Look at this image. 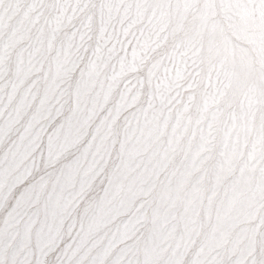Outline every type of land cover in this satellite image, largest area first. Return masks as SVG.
I'll return each instance as SVG.
<instances>
[{
	"label": "snow or ice",
	"instance_id": "snow-or-ice-1",
	"mask_svg": "<svg viewBox=\"0 0 264 264\" xmlns=\"http://www.w3.org/2000/svg\"><path fill=\"white\" fill-rule=\"evenodd\" d=\"M0 264H264V0H0Z\"/></svg>",
	"mask_w": 264,
	"mask_h": 264
}]
</instances>
